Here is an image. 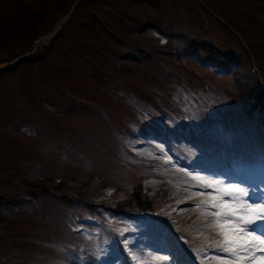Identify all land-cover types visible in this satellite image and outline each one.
Returning <instances> with one entry per match:
<instances>
[{"label": "rangeland", "instance_id": "1", "mask_svg": "<svg viewBox=\"0 0 264 264\" xmlns=\"http://www.w3.org/2000/svg\"><path fill=\"white\" fill-rule=\"evenodd\" d=\"M73 1L0 0V61L27 50ZM19 6L24 8L20 11ZM75 10L52 45L0 74V233L5 232L0 234V264H97L100 253L117 243L105 217L109 209L116 226L125 229L128 215L122 211L159 207L162 217L172 216L174 223H158L155 236L161 237L162 226H167L186 236L185 247L201 245L202 236L194 228L215 213L221 220L208 227L211 232L235 239L237 234L223 218L230 209L243 211L247 202L229 185L242 187L221 173L179 169L162 161L172 146L167 131L207 140L206 129L252 85L247 80L253 68L264 83V0H82ZM92 24L109 33L110 44L98 40ZM197 39L212 44L196 48L202 55L212 56L216 48L224 53L222 63L240 59L243 66L220 76L201 65L184 52L196 51L192 40ZM147 55L158 57L156 64L142 63ZM155 77L161 78L157 91ZM234 77L247 85H238ZM207 82L217 85L214 94L206 89ZM227 111L230 117L233 111ZM141 115L155 121L156 133L163 134L152 135L150 143L135 151L141 140L136 133L147 128ZM235 120L242 122L237 114ZM246 131L240 125L227 133L232 139V152L223 155L227 164H235V142ZM122 140L128 144L123 146ZM171 140L175 152L192 162L193 150L179 146L184 155L177 150L176 137ZM148 156L162 168L145 169L142 161ZM124 160L140 165L130 167ZM196 161L226 169L207 151ZM204 181L217 185L219 192H202ZM230 191L239 199H232ZM169 196L176 199L167 201ZM187 201H197L200 207ZM238 239L229 243L241 244ZM157 253L152 251L142 264H170ZM225 262L244 260L220 255L205 264Z\"/></svg>", "mask_w": 264, "mask_h": 264}, {"label": "snow or ice", "instance_id": "2", "mask_svg": "<svg viewBox=\"0 0 264 264\" xmlns=\"http://www.w3.org/2000/svg\"><path fill=\"white\" fill-rule=\"evenodd\" d=\"M210 186V185H206ZM229 189L235 190L236 192H241L247 195L244 189H240L237 185H229ZM229 195L232 196V199L236 200L239 199L236 195H234L231 191ZM254 199V206L253 204H245L243 206V211L247 214V216H240L238 218L245 227L244 229H240L241 232H244L245 235H250L255 232H260V236L252 235L251 239L252 242L249 243L245 241L244 244H236L232 246L231 243L228 242V237L225 234L224 241H216L213 242L212 246L219 249L221 252L228 253L232 257H238L240 251L248 252L249 255H253L254 251L257 248V241L259 245L264 246V204L258 203L257 201H264V195L258 194L255 190H253V195L249 197L250 199ZM213 207L219 208L220 205H212ZM197 207L199 208L200 205L198 204ZM227 217L236 218V212L234 210H229L225 213ZM218 221L208 222L205 224L206 227H213ZM164 259H167L165 257ZM261 264H264V257L260 258ZM225 264H230V262H225Z\"/></svg>", "mask_w": 264, "mask_h": 264}, {"label": "bare ground", "instance_id": "3", "mask_svg": "<svg viewBox=\"0 0 264 264\" xmlns=\"http://www.w3.org/2000/svg\"><path fill=\"white\" fill-rule=\"evenodd\" d=\"M242 235H243V236H236L235 239L240 238V241H242V243L244 244L245 241L248 242V241L252 240L251 237H252V235H255V234L252 233V234H250V235H245V233H243ZM255 236H258V235H255ZM238 240H239V239H238ZM251 242H252V241H251ZM251 242H250V243H251ZM256 243H257V247H261V245H259V242H258V241H257ZM256 249H257V248H256ZM240 255H241V256H245V258H248V257H249V258H250V260L248 261L249 264H260V263H259V260H260L261 255H259L258 252H257L256 250L254 251L253 255H251V256L249 255L248 252H244V251H243V252L240 251L238 257H239Z\"/></svg>", "mask_w": 264, "mask_h": 264}]
</instances>
